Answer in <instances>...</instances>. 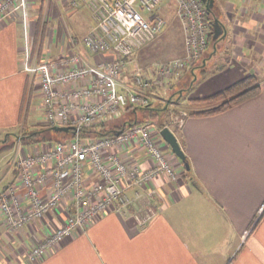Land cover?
<instances>
[{
  "label": "crops",
  "instance_id": "1",
  "mask_svg": "<svg viewBox=\"0 0 264 264\" xmlns=\"http://www.w3.org/2000/svg\"><path fill=\"white\" fill-rule=\"evenodd\" d=\"M214 1L216 6L218 0ZM46 3L44 7V0H28L27 32L20 10L0 21V140L9 133L16 134L13 130L20 126L22 132L46 123L39 78L24 69L26 36L32 64L74 53L82 54L90 63L100 61L101 57L83 42L96 24L88 4L90 21L77 14L78 9H68V0ZM222 3L228 16L218 15L223 24L220 39L179 80L196 73L202 63L201 68L208 71L202 72V80L194 77L189 97L213 94L248 75L257 76L260 91L215 113L190 114L189 109H174L181 127L176 133L169 127L178 137L190 169L157 132V142L175 167L178 180L168 183L164 176H157L141 190L144 196L148 190L154 191L150 203L157 214L153 219L146 225H139L135 219V212L148 201L145 197L143 202L122 212H107L85 231L67 236L42 259H30L28 250L49 235L51 225L60 224L68 212H74V207L64 203L18 230L8 227L0 210V264H264V0ZM67 10L73 20L71 29L62 20ZM159 10L166 20L168 12L175 16L180 30L179 42L175 43H180L184 56L185 31L174 1L163 0ZM165 28L164 32L170 31L168 22ZM156 39L137 51L138 60L131 62L126 75H131L135 65L151 72L156 63L165 62L149 60V47ZM173 43L171 35L162 47L169 49ZM220 54L228 55L227 59L209 69V63ZM194 88L197 91L192 94ZM156 95L155 102L164 98L163 91ZM54 142L23 145L19 140L15 157L7 161L0 177V192L19 185L20 155L35 154ZM119 155L143 169L151 167L150 157L138 141L120 150ZM88 176L92 181V175ZM129 195L134 197L135 190Z\"/></svg>",
  "mask_w": 264,
  "mask_h": 264
},
{
  "label": "built area",
  "instance_id": "2",
  "mask_svg": "<svg viewBox=\"0 0 264 264\" xmlns=\"http://www.w3.org/2000/svg\"><path fill=\"white\" fill-rule=\"evenodd\" d=\"M173 1L185 31L186 53L156 63L151 72L135 65L131 75H126L132 57L167 25L159 10L163 0H88L96 24L83 42L101 57L96 63L74 53L32 64L26 36L24 69L39 78L46 123L74 126L79 132L84 126L118 119L127 107L146 106L158 99L156 92L169 90L186 69L198 63L211 47L209 9L203 0ZM72 5L77 7L79 1L73 0ZM18 10L27 32L28 0H0V21ZM159 131L155 123L145 122L115 135L81 138L77 134L35 154L20 155L19 185L0 192V210L11 230L45 218L64 203L74 207L60 224L51 225L49 235L28 250V257L42 259L67 236L145 197L148 201L134 216L139 225L151 221L157 214L150 203L154 191L146 190L144 196L141 190L157 176H164L168 183L178 180L175 167L157 142ZM134 141L149 155L151 167L143 169L119 155ZM88 175L93 177L90 182ZM132 189L134 197L129 195Z\"/></svg>",
  "mask_w": 264,
  "mask_h": 264
},
{
  "label": "trees",
  "instance_id": "3",
  "mask_svg": "<svg viewBox=\"0 0 264 264\" xmlns=\"http://www.w3.org/2000/svg\"><path fill=\"white\" fill-rule=\"evenodd\" d=\"M204 1V0H203ZM206 4V2L204 1ZM215 6V5H214ZM210 27L212 29L211 32V40L210 45H215L219 37L214 39V27L213 20L214 17H218L213 9L208 12ZM207 69L203 68L202 72L206 73ZM190 81L188 79L185 80L186 86H183L181 90H179L176 94L180 97V99L184 96L185 91H189L194 82V77L196 74L194 72L191 73ZM192 82V83H191ZM180 83H184V81H180ZM174 84L171 86L173 88ZM260 91V83L255 75H248L229 86L207 96L203 97H190L189 101L194 104H203L205 107H201L199 109L190 108V114H204V113H215L218 111H222L231 107L232 105L238 104L254 95H256ZM176 92V91H175ZM175 94V93H174ZM173 96V92L170 94V97ZM172 100L166 101L164 105H162L161 101H152L149 105L146 106H129L124 112L123 116L118 119L109 120L100 124L84 126L79 132L76 131L74 126H61V125H51L49 123H44L37 125L34 129L23 130L22 133L12 134L9 133L6 136V140H0V155L13 150L17 140H10V136H16L20 138V141L23 145H29L31 143H39V142H53L59 140H67L75 137L77 134L81 138H90V137H102L115 135L120 130L128 129L131 126L136 124L145 123V122H153L158 125L159 129L164 128L165 126H169L172 124L173 115H175L174 110L171 109L170 104ZM157 119V120H156ZM176 124L177 129L174 130L176 133L179 127L180 121L174 122ZM55 126H61L62 128L68 127L67 129H55ZM188 160V159H187Z\"/></svg>",
  "mask_w": 264,
  "mask_h": 264
},
{
  "label": "rangeland",
  "instance_id": "4",
  "mask_svg": "<svg viewBox=\"0 0 264 264\" xmlns=\"http://www.w3.org/2000/svg\"><path fill=\"white\" fill-rule=\"evenodd\" d=\"M46 1H48V0H44V7L46 6ZM50 1V0H49ZM53 1H56V0H53ZM79 1V5L77 6V7H73L72 6V3H71V0H68V9H78L77 11L78 12H76V11H74V13L76 12L77 14H79V15H82L85 19H88L89 21L90 20H92V16H91V13H90V11H89V9H88V6H87V0H78ZM223 1V0H222ZM222 1H220V0H218V3L216 4V6H214V11H215V13L217 14V16L218 15H224L225 17H227L228 15L225 13V11H224V7H223V3H222ZM63 11V10H62ZM71 13V12H70ZM69 14V12H68V10L65 12V14H63V17H62V20L65 22V25L68 27V28H72V23H73V20L71 19V18H68V15ZM167 22H168V26H169V32H164V31H166V29L168 28H165L160 34L161 35H159L158 36V39L159 40H157L156 39V42L154 43V44H152L150 47H149V50L151 51V54H150V58H149V60H151V61H153L154 59L155 60H168L169 58H173V57H178V56H181L182 55V50H181V46H180V43H175V42H177L178 40H177V38H178V36L180 35V34H178L179 32L178 31H180L179 30V28H178V26H177V23H176V19H175V16L173 15V13L172 12H168L167 13ZM224 20V19H223ZM54 23H56V22H54ZM172 33H174V34H172ZM171 35H173V38H174V43L173 44H175V45H173V47H170L169 49H165L164 50V48L162 47L163 46V42L165 41V39L166 38H168V37H170ZM179 42V41H178ZM157 49H158V51H157ZM164 50V51H163ZM163 51V52H162ZM220 52V51H219ZM183 56V55H182ZM181 56V57H182ZM227 57H228V55L226 56V58L225 57H222V55L220 54L219 55V57L217 58V60H215V61H213V62H210L209 63V65H208V67H209V69H212V67L213 66H215L216 64H215V62H219V61H224V60H226L227 59ZM133 60L134 59H136V56L134 55L133 57ZM220 59V60H219ZM136 60H138V59H136ZM202 63H200V65L198 66V67H196V68H198V70L196 71V76L197 77H199V79L198 80H202L201 79V77H202V69L203 68H201V65ZM207 71H208V69H207ZM184 75V74H183ZM182 75V76H183ZM191 74L190 73H188L187 74V76H184L183 77V79L184 80H182V81H184V83H180L179 84V82H180V80H178V81H176L175 83H173L174 84V86H173V88H171V89H169V91L167 90V92H164L163 91V97L164 98H161V99H159V100H161V103H162V105H164L165 103H166V101L168 100V101H170V100H172V105H171V109L172 110H174V109H176V110H186V109H189L190 110V108H193V109H199V108H201V107H205L203 104H194V103H191L190 101H189V96L191 95V94H189L188 95V91H185L184 92V96L180 99V97L176 94L179 90H181L182 88H184L183 86H186V83H187V81L190 79V76ZM213 77V76H212ZM181 78V77H180ZM189 78V79H188ZM186 79H188L186 82H185V80ZM211 80H212V78H211ZM210 79L209 80H207L208 82H210L211 81ZM259 80V79H258ZM190 81V80H189ZM207 82V83H208ZM172 84V85H173ZM201 88V87H200ZM194 90V92H191L192 94L193 93H195V91H197V89L196 88H194L193 89ZM192 90V91H193ZM171 91V92H170ZM176 91V92H175ZM173 92V96H171L170 97V94ZM175 93V94H174ZM193 96V95H192ZM158 100V101H159ZM180 106V107H179ZM23 117L25 118V116L23 115ZM178 118V116L177 117H175L174 115H173V119H176L175 121H179V119H177ZM157 120V119H156ZM38 121H41V118H39L38 119ZM181 123V122H180ZM21 124H24V121L22 120L21 121ZM180 125V124H179ZM23 126V125H22ZM29 126V128L30 127H32V125H28ZM170 126L173 128V129H177V127H176V124L174 123V121H172V124H170ZM181 127V126H180ZM180 127H178V130L180 129ZM22 127L20 126L19 128H17V129H14L13 130V132L14 133H18L19 135L22 133L21 132V129ZM25 130H27V129H25ZM178 130H177V132H178ZM10 138V140H17V143L16 144H20L19 143V140H20V138H18V137H16L15 135L14 136H10L9 137ZM6 140V139H5ZM4 140V141H5ZM3 155H4V157H5V159H1L0 160V177H2L3 176V174H4V172H5V170H6V168H7V166H8V164H6L7 163V161L9 160H12L14 157H15V149H13V150H10V151H8V152H6V153H4V154H2V155H0V158L1 157H3Z\"/></svg>",
  "mask_w": 264,
  "mask_h": 264
},
{
  "label": "water",
  "instance_id": "5",
  "mask_svg": "<svg viewBox=\"0 0 264 264\" xmlns=\"http://www.w3.org/2000/svg\"><path fill=\"white\" fill-rule=\"evenodd\" d=\"M206 2V6L207 8L211 11L215 5V1L214 0H204ZM213 27H214V39H217L218 37H220V35L223 32V24L221 23L220 19L218 17H214L213 20ZM226 33H224L225 35ZM55 129H67L68 127L62 128L61 126H55ZM119 133V132H118ZM160 134L162 136V138L170 145V147L172 148V151L185 162V165L188 169H190V164L187 161V156L181 146V143L178 139V137L176 136V134L170 129L169 126H165L164 128H162L160 130Z\"/></svg>",
  "mask_w": 264,
  "mask_h": 264
},
{
  "label": "flooded vegetation",
  "instance_id": "6",
  "mask_svg": "<svg viewBox=\"0 0 264 264\" xmlns=\"http://www.w3.org/2000/svg\"><path fill=\"white\" fill-rule=\"evenodd\" d=\"M222 23V22H221Z\"/></svg>",
  "mask_w": 264,
  "mask_h": 264
}]
</instances>
